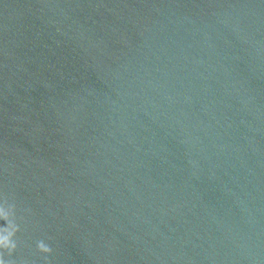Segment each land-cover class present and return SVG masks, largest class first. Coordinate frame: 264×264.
Listing matches in <instances>:
<instances>
[{
  "label": "water",
  "instance_id": "1",
  "mask_svg": "<svg viewBox=\"0 0 264 264\" xmlns=\"http://www.w3.org/2000/svg\"><path fill=\"white\" fill-rule=\"evenodd\" d=\"M0 264H264V0H0Z\"/></svg>",
  "mask_w": 264,
  "mask_h": 264
}]
</instances>
